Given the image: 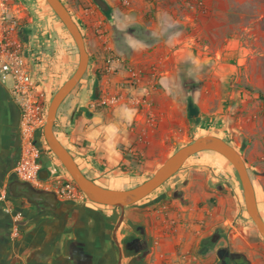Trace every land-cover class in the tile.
I'll return each mask as SVG.
<instances>
[{"label":"crops","instance_id":"obj_1","mask_svg":"<svg viewBox=\"0 0 264 264\" xmlns=\"http://www.w3.org/2000/svg\"><path fill=\"white\" fill-rule=\"evenodd\" d=\"M19 1L25 56L31 65L40 54L43 66H31V72L34 82L44 80L48 106L75 70V57L69 39L48 20H37L32 11L37 1ZM60 1L82 34L88 66L78 88L60 105L53 131L88 179L124 190L152 175L192 129L188 95L198 110L196 130L211 125L210 135L242 153L244 145L231 127L242 122L236 112L255 94L230 84L247 55L239 39L228 34L238 27L231 0H105L110 19L91 0ZM261 6L264 16V1ZM259 46L264 75V39ZM110 57L116 62L108 69ZM129 69L139 72L133 86ZM246 83L264 90V79ZM95 84L99 93L92 99ZM121 86L124 98L117 104L92 107ZM19 121L8 85L0 83V195L21 213L19 236L13 238V218L0 199V264H216L213 250L202 251L203 239L216 230V247L242 253L250 264H264V256L254 250L264 252V245L246 215L242 193L231 181L221 183L217 170L213 174L197 165V155L151 195L123 209L57 195L26 199L13 187L20 182L14 175ZM35 142L48 184L59 167L41 135Z\"/></svg>","mask_w":264,"mask_h":264},{"label":"water","instance_id":"obj_2","mask_svg":"<svg viewBox=\"0 0 264 264\" xmlns=\"http://www.w3.org/2000/svg\"><path fill=\"white\" fill-rule=\"evenodd\" d=\"M44 1L73 40L78 52V62L73 73L55 91L48 103L45 123L42 128V136L47 148L61 164L69 178L85 198L98 205L123 209L151 195L177 173L189 158L201 152H214L222 156L232 166L241 188L246 215L254 225L259 237L264 241V220L257 207L255 191L246 163L240 152L220 137L210 134L200 135L189 143L177 148L152 175L132 188L124 190L107 189L94 183L81 172L71 154L56 138L53 126L60 105L74 90L86 72L88 54L82 34L63 3L60 0ZM91 1L107 19H110L111 8L105 0ZM98 93V87L95 84L92 89V99H97ZM186 102L188 106L189 124L192 129H196L200 123L198 110L193 105L190 95L187 96ZM74 112L71 116L74 115ZM39 177L41 180H46L49 174L47 171L41 169ZM13 187H15L16 191L21 192L22 196L33 202L46 197L55 198L54 193L35 189L24 182L15 181Z\"/></svg>","mask_w":264,"mask_h":264},{"label":"built area","instance_id":"obj_3","mask_svg":"<svg viewBox=\"0 0 264 264\" xmlns=\"http://www.w3.org/2000/svg\"><path fill=\"white\" fill-rule=\"evenodd\" d=\"M24 9L19 0H0V83L8 85L12 98L20 110L19 134L20 155L14 167V175L20 182L27 183L39 190L52 191L60 198L72 201H84V195L78 190L66 172L57 168L53 170L51 181L46 184L39 177V149L35 142L36 135L42 136L45 123L47 104L44 101L43 79L34 82L31 66H43L42 59L37 55L31 59V65L25 56V47L21 39ZM116 62L110 57L106 63L108 69ZM129 85L133 86L139 79V72L129 69ZM51 76H55L52 73ZM120 87L113 95L98 99L92 107H111L121 101L124 96ZM4 202V211L12 215L14 226L11 236H19L18 223L21 213L13 209L7 202L5 194L0 195Z\"/></svg>","mask_w":264,"mask_h":264},{"label":"rangeland","instance_id":"obj_4","mask_svg":"<svg viewBox=\"0 0 264 264\" xmlns=\"http://www.w3.org/2000/svg\"><path fill=\"white\" fill-rule=\"evenodd\" d=\"M36 1L37 6L32 11L37 20H39V18H42V20L45 22L48 20L50 25L52 26L53 24L56 30L60 31L64 38L69 39L70 49L73 51L75 65H77L78 52L73 40L63 25L60 24L61 22L46 4V2L44 0ZM76 1L80 2V0ZM84 1L86 3H91L90 0ZM231 1L235 9L233 20L235 21L236 27H238L234 30H228V34L229 36L234 35L235 38L239 39V47L242 49L241 51H246L245 53L247 55L244 57V60L241 61L242 64L236 66V80L233 83L234 79H232L230 84H233L235 88H240L242 91L255 94L253 99H249V101L243 107V110H238L236 112L237 115H242L243 120L239 124H237V121H235L234 125L231 127V133L233 137H236V139H238V141L244 145L241 151L242 153L240 154H243L244 156V161L254 187L257 206L261 217L264 220V90L254 89L252 85L246 83L247 79H251L252 81H255V83H258L264 79V75L259 71L260 65L263 64V59H261L263 57L262 53H259V43L264 39V16L261 12V2L264 0ZM41 33L42 31L40 30V34ZM210 132H213V127L206 124L202 125L199 130L191 129L186 138L182 140L181 144L183 146L196 137L209 134ZM42 141L45 144L43 136ZM237 150L239 151V149ZM49 153L52 159L55 161V165L63 169L54 155L51 152ZM195 159L201 161L200 164L198 163L197 165H200L203 170L213 174L216 172L219 173L218 177L221 183H229L231 181L237 193L241 194V188L236 174L232 166L222 156L214 152L206 151L197 154ZM251 225L254 226L252 222ZM258 242L261 243V245H264V241L260 237L258 238ZM254 250L261 254V258L264 256V252L262 250H259L257 247L254 248ZM211 255L213 259H215L214 251Z\"/></svg>","mask_w":264,"mask_h":264},{"label":"flooded vegetation","instance_id":"obj_5","mask_svg":"<svg viewBox=\"0 0 264 264\" xmlns=\"http://www.w3.org/2000/svg\"><path fill=\"white\" fill-rule=\"evenodd\" d=\"M25 34L26 32L23 31L21 37L24 38ZM39 163H40V153H39ZM53 170L51 172L52 174H53ZM218 240H219V232L216 230L212 235L204 238L202 241V251L206 253L213 250L216 259V264H250V262L246 259V257L242 253H238L236 251L231 252L229 248L226 246L216 247Z\"/></svg>","mask_w":264,"mask_h":264},{"label":"trees","instance_id":"obj_6","mask_svg":"<svg viewBox=\"0 0 264 264\" xmlns=\"http://www.w3.org/2000/svg\"><path fill=\"white\" fill-rule=\"evenodd\" d=\"M61 24V23H60ZM78 86H79V83L77 84V86L74 88V90L69 94V96L78 88ZM225 142H227V141H225ZM228 143V142H227ZM49 152H50V150H48Z\"/></svg>","mask_w":264,"mask_h":264}]
</instances>
